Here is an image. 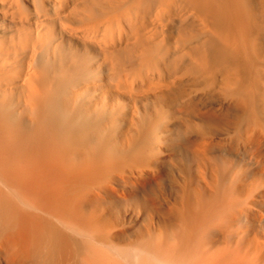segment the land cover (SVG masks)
<instances>
[{"label":"bare ground","instance_id":"6f19581e","mask_svg":"<svg viewBox=\"0 0 264 264\" xmlns=\"http://www.w3.org/2000/svg\"><path fill=\"white\" fill-rule=\"evenodd\" d=\"M0 264H264V0H0Z\"/></svg>","mask_w":264,"mask_h":264},{"label":"rangeland","instance_id":"374dc122","mask_svg":"<svg viewBox=\"0 0 264 264\" xmlns=\"http://www.w3.org/2000/svg\"><path fill=\"white\" fill-rule=\"evenodd\" d=\"M168 166H169V165H168ZM161 182H162V185H163L164 189H165V190H168V189H169V187H168V185H169L168 179L165 178V177L163 176ZM152 185H153V184H152ZM145 191H148V189H145V190H142V191L138 192V193H137V194H138V197L142 196V194H143ZM117 201L121 202L122 204L124 203V202L121 200V198H120V199H117ZM116 210H118V211L120 212V214L122 215V217H127L126 214H124V208H123V207H121V208H119V209H116ZM137 219H138L139 221H143V220H145L146 218L138 217ZM128 238H133L132 233H128Z\"/></svg>","mask_w":264,"mask_h":264}]
</instances>
